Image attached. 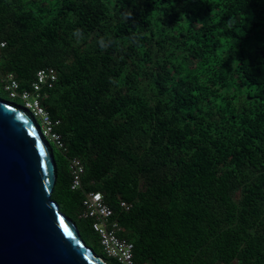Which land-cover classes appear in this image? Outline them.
<instances>
[{"label": "trees", "instance_id": "trees-1", "mask_svg": "<svg viewBox=\"0 0 264 264\" xmlns=\"http://www.w3.org/2000/svg\"><path fill=\"white\" fill-rule=\"evenodd\" d=\"M2 42L21 88L58 72L52 199L98 255L91 191L136 264H264V0H0Z\"/></svg>", "mask_w": 264, "mask_h": 264}, {"label": "water", "instance_id": "water-1", "mask_svg": "<svg viewBox=\"0 0 264 264\" xmlns=\"http://www.w3.org/2000/svg\"><path fill=\"white\" fill-rule=\"evenodd\" d=\"M56 170L36 120L0 98V264H109L52 199Z\"/></svg>", "mask_w": 264, "mask_h": 264}, {"label": "built area", "instance_id": "built-area-1", "mask_svg": "<svg viewBox=\"0 0 264 264\" xmlns=\"http://www.w3.org/2000/svg\"><path fill=\"white\" fill-rule=\"evenodd\" d=\"M5 45L4 42L0 43V65ZM0 79L11 98L21 99L24 102V110L36 120L42 138L53 143L58 149L66 150L62 135L58 131L61 121L54 120L43 106L47 91L53 89L58 80L56 69L49 67L40 69L28 88H21L20 82L13 74L3 75L0 71ZM69 171L71 189L77 191L82 187L84 164L79 158H72L69 162ZM119 207L129 211L132 204L121 200ZM81 217L92 221V228L99 235L103 252L108 258L118 264H136L134 244L119 236V223L115 219V212L101 192L91 191L85 194Z\"/></svg>", "mask_w": 264, "mask_h": 264}, {"label": "rangeland", "instance_id": "rangeland-1", "mask_svg": "<svg viewBox=\"0 0 264 264\" xmlns=\"http://www.w3.org/2000/svg\"><path fill=\"white\" fill-rule=\"evenodd\" d=\"M2 84V83H1ZM1 84H0V86H1ZM0 98L1 99H3V100H6V101H8V102H10V103H12V104H14V103H16L18 106H20V107H18V108H24L23 106H24V102L21 100V99H13V98H11L10 96H9V94H7V92L6 91H4V90H2V91H0ZM27 112V111H26ZM29 114V113H28ZM31 116V115H30ZM45 140V139H44ZM46 142H48L47 140H45ZM96 251L99 253V254H103L102 253V250H100L99 248H97L96 247ZM106 261L108 262V263H110V264H113L112 263V261H110V260H108V259H106Z\"/></svg>", "mask_w": 264, "mask_h": 264}]
</instances>
